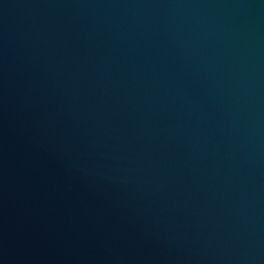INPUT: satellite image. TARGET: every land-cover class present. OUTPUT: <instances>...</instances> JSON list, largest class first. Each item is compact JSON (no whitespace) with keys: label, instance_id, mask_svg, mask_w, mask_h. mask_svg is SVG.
<instances>
[{"label":"water","instance_id":"water-1","mask_svg":"<svg viewBox=\"0 0 264 264\" xmlns=\"http://www.w3.org/2000/svg\"><path fill=\"white\" fill-rule=\"evenodd\" d=\"M0 264H264V0H0Z\"/></svg>","mask_w":264,"mask_h":264}]
</instances>
